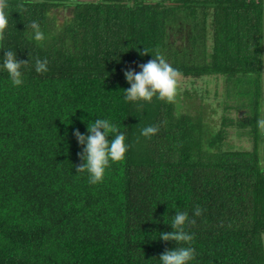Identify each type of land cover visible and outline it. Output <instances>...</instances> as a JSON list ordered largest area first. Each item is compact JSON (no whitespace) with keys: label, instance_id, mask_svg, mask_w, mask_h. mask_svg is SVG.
<instances>
[{"label":"trees","instance_id":"trees-1","mask_svg":"<svg viewBox=\"0 0 264 264\" xmlns=\"http://www.w3.org/2000/svg\"><path fill=\"white\" fill-rule=\"evenodd\" d=\"M7 4L0 64L7 50L29 63L18 87L0 67V264H162L166 250L189 246L159 239L177 211L196 219L185 227L196 251L188 264H264V0ZM157 53L191 82L220 78L224 110L245 115H223L220 127L201 106L191 115L194 88L185 108L178 94L126 101L124 71L140 72ZM37 58L48 60L46 72L35 70ZM96 119L115 123L130 147L92 185L87 171L76 172L74 132L88 135ZM147 126L158 133L142 136ZM227 128L248 135L252 150L226 149Z\"/></svg>","mask_w":264,"mask_h":264},{"label":"clouds","instance_id":"clouds-1","mask_svg":"<svg viewBox=\"0 0 264 264\" xmlns=\"http://www.w3.org/2000/svg\"><path fill=\"white\" fill-rule=\"evenodd\" d=\"M18 7L22 11H27L25 5L20 4ZM8 8L7 0H0V41L4 37L5 30L8 28L9 20L6 9ZM34 33V39L37 42L45 40L44 33L41 31L40 24L32 21L28 26ZM141 55L148 54L144 48ZM29 60H18L16 52L11 50L5 51L3 63L0 67L8 72L12 85L18 87L23 83L22 66H26ZM48 60H35V70L38 73L46 72ZM140 72L132 69L124 71L127 82L131 85L129 89L124 90L126 101L143 100L150 102L154 96L160 100L172 102L177 94L182 73L173 68L163 55L157 53L153 59L145 64H140ZM257 127L264 132V118L257 121ZM103 130V131H101ZM88 135L81 134L79 130L74 132L78 143L82 146V152L78 153L81 164L76 165V172L89 173V184L95 185L103 181L105 170L110 166V161L119 162L125 158V153L130 145L125 144V134L120 131L119 127L108 119H96L94 122L88 123ZM159 128L157 126H147L141 130V135L150 138L157 134ZM111 135L113 139L109 140ZM204 209L197 206L193 210L194 217H200ZM172 232L160 233V240L165 242L175 241L177 245L187 244L189 246H178L175 250H166L161 256L162 264H188L195 259L196 251L191 247L194 240V234H190L185 230L186 225L196 224V219H190L187 211H177L171 220Z\"/></svg>","mask_w":264,"mask_h":264},{"label":"rangeland","instance_id":"rangeland-1","mask_svg":"<svg viewBox=\"0 0 264 264\" xmlns=\"http://www.w3.org/2000/svg\"><path fill=\"white\" fill-rule=\"evenodd\" d=\"M146 1H155V0H146ZM69 10L60 12L58 15V21H63L62 16L68 15ZM263 32H264V14H263ZM264 38V35H263ZM264 42V41H263ZM223 81L220 78H208L204 80H195L191 82L187 78L181 77L179 86L177 89V94L179 95L176 99V104L183 106L184 108L189 103V99L192 98L193 90H197L200 98L191 99L190 102L193 103V106L187 108V112H190L191 115H195L196 111L200 106L205 108L206 114L205 118L208 122L215 124L217 127L221 126L222 116L225 115L234 120L236 118H242L245 113L244 110H224L223 101ZM194 88V89H193ZM186 92V93H185ZM261 115L260 119L264 118V43H263V69H262V82H261ZM189 98H188V97ZM198 97V96H197ZM192 107L191 109H189ZM227 135L224 141V147L226 149H239V150H252L253 142L251 141L248 135L239 134L237 128H227ZM258 152L264 157V135L260 136L258 142ZM264 167V160L261 162ZM264 244V236H263Z\"/></svg>","mask_w":264,"mask_h":264}]
</instances>
